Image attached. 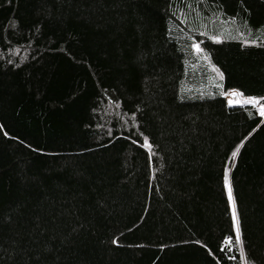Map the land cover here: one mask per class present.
<instances>
[{"label":"trees","instance_id":"trees-1","mask_svg":"<svg viewBox=\"0 0 264 264\" xmlns=\"http://www.w3.org/2000/svg\"><path fill=\"white\" fill-rule=\"evenodd\" d=\"M232 89L264 98V0H0V264H264Z\"/></svg>","mask_w":264,"mask_h":264},{"label":"snow or ice","instance_id":"snow-or-ice-1","mask_svg":"<svg viewBox=\"0 0 264 264\" xmlns=\"http://www.w3.org/2000/svg\"><path fill=\"white\" fill-rule=\"evenodd\" d=\"M213 40H219L220 37L218 36H213L212 37ZM255 43V41H244V43ZM192 47L194 49H196L197 51H200L201 49L198 47L197 44H193ZM218 73H219V69L216 70ZM221 76L223 75V73H219ZM230 94L232 96H240L242 95V93L239 91V90H236V89H232L230 90ZM260 99H264V98H261V97H254V96H245L244 97V100L243 101H239V100H229V103H242V102H246V103H253L255 104L257 100H260ZM260 114L261 115H264V105H261L260 107ZM144 143L145 145L148 144V138L145 137L144 138ZM243 143V142H241ZM239 147V145H237V148ZM236 155V152L233 151L232 152V156L234 157ZM224 188L227 192V195H228V204H229V207L231 208V211H232V226H233V229L236 233V243L239 244L241 241H240V227H239V222L237 220V216H236V203L233 199V189H232V185L230 184L229 182V178H228V169L225 168L224 170ZM225 239H229V237H225ZM199 243V241L197 242Z\"/></svg>","mask_w":264,"mask_h":264},{"label":"rangeland","instance_id":"rangeland-1","mask_svg":"<svg viewBox=\"0 0 264 264\" xmlns=\"http://www.w3.org/2000/svg\"><path fill=\"white\" fill-rule=\"evenodd\" d=\"M226 98H227L228 101H229V100H239V101H243V100H244V98L241 97V95H240V96H235V97H234V96H232V95L230 94V92L227 93ZM242 103H244V102H242Z\"/></svg>","mask_w":264,"mask_h":264}]
</instances>
